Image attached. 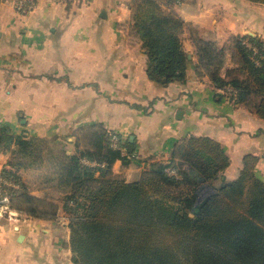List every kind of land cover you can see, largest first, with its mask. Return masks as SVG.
I'll return each instance as SVG.
<instances>
[{
	"label": "crops",
	"instance_id": "crops-1",
	"mask_svg": "<svg viewBox=\"0 0 264 264\" xmlns=\"http://www.w3.org/2000/svg\"><path fill=\"white\" fill-rule=\"evenodd\" d=\"M181 1L176 11L188 23L185 31L195 26L205 38L207 28L219 20L220 36L205 39L222 46L233 35L264 39L263 4ZM131 17L132 0H40L26 15L13 0H1L0 128L8 126L14 136L48 137L61 125L50 122L54 116L93 117L90 121L122 136L119 148L127 158L115 161L112 171L126 181H136L152 161L170 158L181 138L207 136L223 146L230 160L208 185L207 195L236 181L248 155L256 157L255 173L264 182V119L235 102L230 91L221 93L228 89L196 74L193 41L194 50L184 45L192 59L186 83L164 86L151 80L143 43L127 30ZM17 153L15 141L0 146V175L7 169L20 175L13 166ZM11 198H0V264H76L70 235L66 239L49 225L40 227L45 222L57 228L56 223L24 219ZM67 247L71 253L63 252Z\"/></svg>",
	"mask_w": 264,
	"mask_h": 264
},
{
	"label": "trees",
	"instance_id": "trees-1",
	"mask_svg": "<svg viewBox=\"0 0 264 264\" xmlns=\"http://www.w3.org/2000/svg\"><path fill=\"white\" fill-rule=\"evenodd\" d=\"M178 1L181 0H132V33L146 50L147 74L164 86L186 83L192 62L182 38L188 23L170 8ZM249 1L264 5V0ZM193 41L196 74L207 76L217 88L233 87L231 98L264 119V39L250 34L234 38L245 78L230 79L221 74L227 54L225 45L197 34ZM247 42L256 47L257 53ZM256 58L261 60L259 64ZM93 127L98 129L97 153L66 155L70 165L62 175V182L70 187L64 208L71 213L68 227L73 262L264 264V182L256 176L255 156L246 157L236 181L224 183L200 199L203 183L212 186L229 165V156L219 142L207 136L181 138L171 164L154 162L140 179L126 181L112 175L114 162L126 160V155L111 145V135L103 123ZM40 140L14 136L8 126L0 128V146L15 141L16 155L27 154L32 147L40 149ZM126 145L131 147L132 143L128 140ZM81 156L103 166L86 165ZM178 157L190 164L197 175L181 172L179 178L170 176L166 169L177 168L174 161ZM13 166L20 168L15 160ZM3 175L22 184L13 169L5 170ZM9 194L34 203L25 210L29 214L47 216V211H41L45 199L21 190Z\"/></svg>",
	"mask_w": 264,
	"mask_h": 264
},
{
	"label": "rangeland",
	"instance_id": "rangeland-1",
	"mask_svg": "<svg viewBox=\"0 0 264 264\" xmlns=\"http://www.w3.org/2000/svg\"><path fill=\"white\" fill-rule=\"evenodd\" d=\"M178 1L176 5L170 6L171 9L177 13ZM177 7V8H176ZM126 10V7H124ZM178 14V13H177ZM132 21L130 20L127 24V30L130 35H132L135 39L139 40L137 37L133 35L132 30ZM219 20L214 22L215 27L207 28L208 34L205 35V38L215 39L214 37L220 36V30H222L221 25L216 28ZM194 27V28H193ZM191 31L188 29L183 31L182 38L185 43H187V49L192 48V41L194 39V35H199L195 26H193ZM238 35H233L228 38V41L224 43L226 47V58L225 64L221 70V74L224 77L232 78V77H242L245 78V72L240 71V66L242 64V56L240 52L237 50L235 46L234 38ZM240 36V35H239ZM140 41V40H139ZM194 42V41H193ZM194 50V49H193ZM195 52V50H194ZM259 64V63H258ZM228 89V90H226ZM225 92L227 93L233 87L227 86ZM230 93V92H229ZM254 102V101H253ZM247 106V105H246ZM249 107V106H247ZM250 108V107H249ZM253 110V109H252ZM93 117H82V116H74V117H62V116H54L50 120L54 124L55 122L60 123L61 125L58 127L57 131L48 137H40V142L37 144L40 149H34V147L30 148V151L25 153H21L15 156V161L19 165V169H21L20 177L22 180V184L18 183L19 190L23 193L27 191L30 195H34L45 199L46 203L43 204L41 207V211H47V216L45 218L35 217L25 210H28L30 207L34 205V203L24 200L23 198H11V204H14L16 207L21 208L22 215L24 219H39L50 221L56 223L57 228L53 227L54 225H50L47 223H40V227H46L49 225L51 229L56 231V235H61L62 237L68 238V234L70 235V228L68 227L69 224V217L71 213L64 208L65 205V195L69 192L70 187L69 185H64L62 182V175L68 172V166L70 165V161L65 157L66 155H82V153H86L88 151L97 153L96 152V137H97V128L93 127L96 124H99L98 121H90ZM111 135V145H113V136L115 132L113 130L108 129ZM30 138L31 136L24 134ZM119 137L120 142L122 136L120 134H116ZM129 137L125 136L124 142L127 143ZM36 145V146H37ZM174 150L173 153L170 155V158H162L160 160L156 159L148 164L146 170L150 169L154 162L156 163H163V164H171L174 159ZM87 157L81 156V161ZM91 161H96L95 159H90ZM98 163V162H97ZM174 163L177 165V168L168 167L166 170L167 172L171 169H175L178 172L179 176L181 177V172H189L192 176H196L195 170L191 167L190 164L183 161L179 157L175 159ZM85 164V163H84ZM122 170V168H121ZM119 170V171H121ZM145 170V171H146ZM23 173V174H22ZM169 173V172H168ZM122 173L112 175L118 178H123ZM19 175V174H18ZM170 176H174L169 174ZM176 177V176H174ZM140 177L137 178L140 179ZM13 180V179H11ZM15 181V180H13ZM201 192L199 193V198L202 199L203 197L207 196L210 193L211 188L208 186L206 182L203 183ZM73 203L71 202L70 205ZM53 205L56 207L53 208ZM57 211V216L54 217V213ZM32 217V218H31ZM53 227V228H52ZM70 239V236H69ZM66 247V246H65ZM64 253H71L70 250L67 248L64 249Z\"/></svg>",
	"mask_w": 264,
	"mask_h": 264
},
{
	"label": "built area",
	"instance_id": "built-area-1",
	"mask_svg": "<svg viewBox=\"0 0 264 264\" xmlns=\"http://www.w3.org/2000/svg\"><path fill=\"white\" fill-rule=\"evenodd\" d=\"M14 1V5L17 9V11L23 15H26L30 12H32L36 7L37 5L39 4V1L40 0H13ZM53 3H77L79 1H83V0H49ZM1 2V0H0ZM247 45L249 47H252V49L254 50V53H257V49L256 47L252 46L250 43L247 42ZM256 63H260L261 60L260 59H257L256 58ZM233 90V89H231ZM119 137L115 134L113 136V147L117 148L119 147ZM83 162L86 164V165H89V166H92V167H96V166H103V163H100V162H96V161H91L89 158H85L83 159ZM169 174H172L174 176H176L177 178H179V174L178 172H176L175 169H170L169 171ZM12 190H19V185H18V182L16 181H13L9 178H6L5 176L3 175H0V198L1 199H8L10 197V192Z\"/></svg>",
	"mask_w": 264,
	"mask_h": 264
},
{
	"label": "water",
	"instance_id": "water-1",
	"mask_svg": "<svg viewBox=\"0 0 264 264\" xmlns=\"http://www.w3.org/2000/svg\"><path fill=\"white\" fill-rule=\"evenodd\" d=\"M189 58H191V56L189 55ZM191 216H194V214H191Z\"/></svg>",
	"mask_w": 264,
	"mask_h": 264
}]
</instances>
